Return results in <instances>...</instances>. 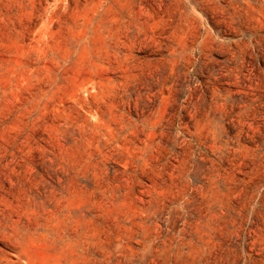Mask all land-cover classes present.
Wrapping results in <instances>:
<instances>
[{
    "label": "rangeland",
    "instance_id": "374dc122",
    "mask_svg": "<svg viewBox=\"0 0 264 264\" xmlns=\"http://www.w3.org/2000/svg\"><path fill=\"white\" fill-rule=\"evenodd\" d=\"M0 264H264V0H0Z\"/></svg>",
    "mask_w": 264,
    "mask_h": 264
}]
</instances>
